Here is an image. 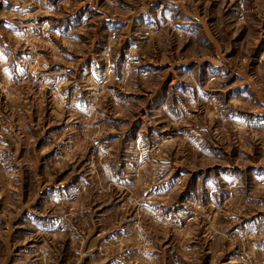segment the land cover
I'll list each match as a JSON object with an SVG mask.
<instances>
[{
    "label": "rangeland",
    "instance_id": "rangeland-1",
    "mask_svg": "<svg viewBox=\"0 0 264 264\" xmlns=\"http://www.w3.org/2000/svg\"><path fill=\"white\" fill-rule=\"evenodd\" d=\"M0 264H264V0H0Z\"/></svg>",
    "mask_w": 264,
    "mask_h": 264
}]
</instances>
